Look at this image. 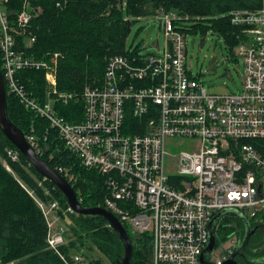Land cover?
<instances>
[{
  "label": "built area",
  "instance_id": "1",
  "mask_svg": "<svg viewBox=\"0 0 264 264\" xmlns=\"http://www.w3.org/2000/svg\"><path fill=\"white\" fill-rule=\"evenodd\" d=\"M22 2L14 14L7 9L10 0H0V55L7 95L49 123L40 133L31 125L25 135L35 153L47 155L50 130L56 131L83 168L103 177V208L129 225L132 236L151 237L150 264H201L210 225L223 212L214 225L212 254L216 264L227 260L238 245L237 232L229 236L228 247L219 249L223 256L214 252L223 227L237 223L228 220L264 219V0L255 11L229 14L239 40L232 52L243 63L237 93L210 94L193 77L187 64L189 34L179 26L193 19L161 8L155 17L164 31L163 47L157 42L152 54L109 57L103 83L86 87L81 96L58 91V54L38 59L24 53L37 42L32 23L38 9L33 0ZM21 41L23 52L17 49ZM32 70L45 72V103L19 77ZM76 98L84 104L83 120L69 122L55 107ZM8 156L19 161L18 151L9 150ZM57 168L74 180L66 168ZM39 207L49 249L65 264H83V254L61 252L66 231L57 221L74 211L63 210L57 200Z\"/></svg>",
  "mask_w": 264,
  "mask_h": 264
},
{
  "label": "trees",
  "instance_id": "2",
  "mask_svg": "<svg viewBox=\"0 0 264 264\" xmlns=\"http://www.w3.org/2000/svg\"><path fill=\"white\" fill-rule=\"evenodd\" d=\"M22 3V0H10L7 9L17 14L22 10ZM32 5L38 9L32 23L37 42L24 53L38 59L58 54V91L81 96L86 87L103 83L109 57L130 54L131 50L127 49L129 23L132 26L137 20L155 17L161 8L178 12L193 19L179 24L187 29L184 32L204 35L213 31L223 37L233 51L239 40L234 36L237 28L231 23L229 14L255 11L261 7V0H33ZM191 22L193 25L188 24ZM17 49L23 52L22 41L18 42ZM0 63L3 73L1 55ZM19 77L28 92L41 103L47 102L48 84L44 71H22ZM55 108L69 122L83 120L84 104L80 98L69 105L57 104ZM8 114L25 135L31 125L39 133L49 128L47 120L36 116L11 95H8ZM48 146V153L42 159L54 170L58 171L57 167L61 166L74 176L70 183L80 203L84 207H103V177L83 168L54 130H50ZM9 150L18 151L0 130V264H65L59 254L49 249L46 218L29 190L41 202L48 204L57 200L63 210L69 207L67 201L19 151V161L13 162L8 156ZM68 216L73 223L70 227L72 236L66 235L70 242L61 249L64 255L84 249L83 255L87 259L89 251L97 250L113 264L123 257V243L103 217L75 213ZM125 228L134 248L131 264H150L151 237L132 236ZM236 231V227H230L220 235L227 239ZM91 264H103V261L92 260Z\"/></svg>",
  "mask_w": 264,
  "mask_h": 264
},
{
  "label": "rangeland",
  "instance_id": "3",
  "mask_svg": "<svg viewBox=\"0 0 264 264\" xmlns=\"http://www.w3.org/2000/svg\"><path fill=\"white\" fill-rule=\"evenodd\" d=\"M188 24L193 25L192 22ZM130 29L131 33L127 37L128 50H138L141 54H152L156 52L155 47L157 42L163 47L165 42L164 31L161 22L156 17L137 20L133 23ZM187 41L188 67L191 68L193 77L199 78L210 94L237 93L242 88V60L235 56L223 37H220L213 31H208L204 35L201 33L191 34L188 36ZM180 144H183V142H180ZM192 145L191 142H185L184 144L185 147H191ZM183 149L190 150L189 148ZM178 152L179 150L176 148L172 151L173 154H177ZM0 160H2L1 157ZM29 192L40 206L41 200L38 199L32 191L29 190ZM45 204L50 206V203ZM59 217L57 228H63L66 231L65 237L66 235L72 236L70 227L73 223L69 216L60 214ZM228 222L230 224L236 222V224H241V220L234 218L229 219ZM225 225L226 223L223 224V226ZM125 227L129 228L130 226L125 225ZM228 228L223 227L221 232L228 230ZM222 237L223 236L221 235L219 236L217 250L214 252V256H223L219 249L221 247H228L230 244L229 238L224 239ZM66 240L68 244L70 241L67 237ZM79 253L83 254L85 253V250L82 249V252L80 251ZM88 254L89 259H85L83 264H91L92 260L97 259L102 260L103 264H113L97 250L89 251Z\"/></svg>",
  "mask_w": 264,
  "mask_h": 264
},
{
  "label": "water",
  "instance_id": "4",
  "mask_svg": "<svg viewBox=\"0 0 264 264\" xmlns=\"http://www.w3.org/2000/svg\"><path fill=\"white\" fill-rule=\"evenodd\" d=\"M131 24L129 23V34ZM0 130L4 136L18 149V151L32 164L34 169L43 177L50 180L64 195L68 206L77 215L100 216L109 224V227L117 234L124 246V255L117 260V264H131L134 248L128 232L120 220L103 207H84L78 200L76 191L71 183L60 173L54 170L49 163L39 157L28 143L24 132L19 129L9 118L8 95L3 73L0 69ZM225 212L217 215L210 225V244L201 256V264H208L206 257L210 255L216 245L214 225ZM251 237L248 233L243 242V248L247 246ZM235 256L225 264H235Z\"/></svg>",
  "mask_w": 264,
  "mask_h": 264
},
{
  "label": "flooded vegetation",
  "instance_id": "5",
  "mask_svg": "<svg viewBox=\"0 0 264 264\" xmlns=\"http://www.w3.org/2000/svg\"><path fill=\"white\" fill-rule=\"evenodd\" d=\"M233 227L237 228L238 245L233 254L221 264H225L233 256H235V264H264V219L258 223L244 220ZM248 233H251V237L247 246L243 248V242ZM212 253L213 251L206 257L208 264H216Z\"/></svg>",
  "mask_w": 264,
  "mask_h": 264
},
{
  "label": "crops",
  "instance_id": "6",
  "mask_svg": "<svg viewBox=\"0 0 264 264\" xmlns=\"http://www.w3.org/2000/svg\"><path fill=\"white\" fill-rule=\"evenodd\" d=\"M67 245H68V244H67ZM77 253H79V252L71 251V252L69 253V255H75V254H77Z\"/></svg>",
  "mask_w": 264,
  "mask_h": 264
},
{
  "label": "bare ground",
  "instance_id": "7",
  "mask_svg": "<svg viewBox=\"0 0 264 264\" xmlns=\"http://www.w3.org/2000/svg\"><path fill=\"white\" fill-rule=\"evenodd\" d=\"M237 39V38H236ZM0 65H1V63H0ZM3 66V65H2ZM15 105V104H14ZM15 107V106H14ZM43 124V123H42ZM45 125H46V123H45ZM48 125V124H47Z\"/></svg>",
  "mask_w": 264,
  "mask_h": 264
}]
</instances>
